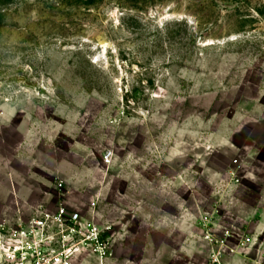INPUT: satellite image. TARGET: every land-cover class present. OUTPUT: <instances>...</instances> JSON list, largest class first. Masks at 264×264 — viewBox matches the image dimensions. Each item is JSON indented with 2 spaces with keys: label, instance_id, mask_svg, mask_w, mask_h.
Wrapping results in <instances>:
<instances>
[{
  "label": "rangeland",
  "instance_id": "rangeland-1",
  "mask_svg": "<svg viewBox=\"0 0 264 264\" xmlns=\"http://www.w3.org/2000/svg\"><path fill=\"white\" fill-rule=\"evenodd\" d=\"M263 195L264 0H0V264H103L123 211L135 259L205 264L204 218L259 224ZM60 207L101 249L33 229Z\"/></svg>",
  "mask_w": 264,
  "mask_h": 264
},
{
  "label": "built area",
  "instance_id": "built-area-1",
  "mask_svg": "<svg viewBox=\"0 0 264 264\" xmlns=\"http://www.w3.org/2000/svg\"><path fill=\"white\" fill-rule=\"evenodd\" d=\"M236 183H239V181L236 180ZM56 184L59 188H62L64 182L58 180ZM50 222L61 228L72 225L74 234L87 231V241L100 246L98 249H101L100 229L93 222H85L80 214L69 213L64 207H60L54 216L45 215L41 221H35L33 229L45 230ZM201 226L202 242L209 249V258L205 264H229V261L234 260L254 261L256 264H264V232L260 234L256 231L251 232L248 227L233 217L225 219L224 222L213 223L209 214L204 218ZM106 230L109 231L110 228L107 227ZM39 253L38 248L34 253L26 249V260L29 259V256H32L39 263L41 259ZM252 255H255L256 258H252ZM67 260L68 258L64 256L57 258L60 263L68 264Z\"/></svg>",
  "mask_w": 264,
  "mask_h": 264
},
{
  "label": "crops",
  "instance_id": "crops-1",
  "mask_svg": "<svg viewBox=\"0 0 264 264\" xmlns=\"http://www.w3.org/2000/svg\"><path fill=\"white\" fill-rule=\"evenodd\" d=\"M261 205L264 206V195L261 198ZM139 212L142 211V208H136ZM154 215L158 214L157 209L153 211L150 210ZM128 213L126 211H123V215L121 216V219L119 222L112 220V218H109L108 221V227L109 230V237L110 238V245L114 248L113 256L111 255L109 258L104 260L103 264H171V261H165L162 259H159V257L153 256V259H144L140 258L139 260L135 259L133 254L130 251V245L132 243H135L141 241V238L144 237V234L147 233L144 227H142L141 224V217L140 215H136L135 220L131 222V218L127 217ZM251 214V211H250ZM244 223L248 225L249 229L251 231H256L257 233H262L264 231V221L257 224L255 223V220L251 218H247L248 221H245ZM168 230L171 232V239L175 240V233H174V226L167 225ZM145 230V231H144ZM181 235H182V241H184L188 236V223L187 221L183 220L182 226H181ZM151 237L150 240H154L155 235L158 234V229L154 231V229L150 232ZM158 236V235H157ZM168 238V235H166ZM138 238V239H137ZM179 240V237H177ZM177 240V239H176ZM155 244V242L151 241V244ZM170 262V263H169Z\"/></svg>",
  "mask_w": 264,
  "mask_h": 264
}]
</instances>
